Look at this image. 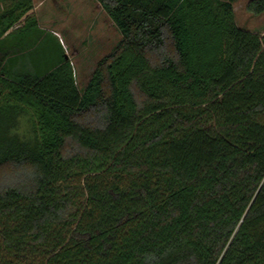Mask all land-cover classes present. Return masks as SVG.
Wrapping results in <instances>:
<instances>
[{"label":"trees","instance_id":"1","mask_svg":"<svg viewBox=\"0 0 264 264\" xmlns=\"http://www.w3.org/2000/svg\"><path fill=\"white\" fill-rule=\"evenodd\" d=\"M97 1L121 39L80 87L0 0V264H264V33L233 0Z\"/></svg>","mask_w":264,"mask_h":264},{"label":"rangeland","instance_id":"2","mask_svg":"<svg viewBox=\"0 0 264 264\" xmlns=\"http://www.w3.org/2000/svg\"><path fill=\"white\" fill-rule=\"evenodd\" d=\"M33 1L32 15L38 19L40 27L59 37L74 67L78 85L84 87L98 61L110 54L120 41V32L95 0ZM250 1L233 0L236 21L245 29L263 34L264 13H253ZM80 15L83 16L79 18ZM41 50L39 46L36 54H41ZM29 126L28 120L23 118L21 130L27 131ZM22 264H29V261Z\"/></svg>","mask_w":264,"mask_h":264},{"label":"crops","instance_id":"3","mask_svg":"<svg viewBox=\"0 0 264 264\" xmlns=\"http://www.w3.org/2000/svg\"><path fill=\"white\" fill-rule=\"evenodd\" d=\"M89 1V0H88ZM98 4H99V6L101 7V5H100V3L97 1V0H95ZM102 8V7H101ZM34 9H35V7H34ZM103 9V8H102ZM104 10V9H103ZM33 12V11H32ZM104 12L106 13V11L104 10ZM107 14V13H106ZM108 15V14H107ZM83 16V15H82ZM81 15H80V17L79 18H81L82 17ZM84 18V17H83ZM110 18V17H109ZM111 19V18H110ZM113 24H114V22H113ZM115 25V24H114ZM61 41V40H60ZM62 43V42H61ZM63 44V43H62Z\"/></svg>","mask_w":264,"mask_h":264}]
</instances>
